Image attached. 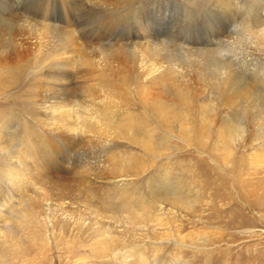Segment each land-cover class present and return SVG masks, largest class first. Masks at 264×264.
<instances>
[{
  "label": "rangeland",
  "instance_id": "374dc122",
  "mask_svg": "<svg viewBox=\"0 0 264 264\" xmlns=\"http://www.w3.org/2000/svg\"><path fill=\"white\" fill-rule=\"evenodd\" d=\"M15 1L14 9L19 15L24 4L26 7L31 2ZM85 1L75 0L69 6L72 10L79 3L75 25L81 24L79 29L84 31L105 23L109 28H98L104 35L107 32L103 35L105 43H109L108 38L135 34L133 17L153 13L149 14L150 20L157 24L154 29L162 37L166 36L160 27H168L172 32L168 22L171 27L183 23L182 34H174L172 42L167 38L170 35L160 41L161 45L165 43L160 51L163 55L156 52L153 54L156 58L167 59L168 53L179 51L174 50V44L190 45V38L195 46L203 41L200 45L210 46L213 33L227 29L220 38L218 52H212H216L223 64L236 67L233 69L239 74L236 84L242 85L248 77L236 71L245 72L254 62L264 72V62L260 60L258 64V58L247 62V53H260L255 42L260 36L244 31L242 26L239 28V19L249 8L262 15L253 25L263 23L260 27H264V0H240L238 5L222 8L221 18L226 16L232 21L223 19L218 24L214 9L208 11L217 0H107V5L105 1L100 5V0ZM53 7L48 17L64 20L70 12L63 11V4ZM14 16L7 17L14 22L0 20V29L5 32L0 36V118L14 124V134L4 137L11 140L5 145L21 146L29 138L39 137L51 142L48 152L41 148L39 151L46 157L50 178L56 179L58 186L54 189L49 179L44 188L53 190L55 199L59 194L64 197L61 201L53 200L50 206L40 207L41 188L29 191V199L24 196L12 213L18 215L17 210L24 207L26 200L34 201L40 213L29 228L20 229L17 218L11 215L3 223L12 226L15 239L7 242L5 230L0 227V264H264V216L244 204L250 200L264 203L260 193L254 192L248 200L244 193L251 194L253 185L264 178V137L251 126L264 107L262 79L258 76H253V81L251 77L247 79L252 90H257L255 95H247L248 107L245 106L246 113L241 118L237 101L226 102L222 93L211 94L198 83H190L184 102L176 100L161 83L145 82L147 75L141 72L140 62L130 63L129 53H120L111 60L112 51L95 49L96 40H93V47L84 50L77 45L72 52L68 65L75 76L56 93L60 87L37 83L39 51L21 52L11 61L14 65L7 62L11 33L18 43L23 38L24 45H30L27 37L34 38L37 33L34 27L20 21L22 17ZM120 23L123 25L116 29V36L115 28ZM222 38L227 40V45ZM99 62L107 63V67H98ZM4 63L15 69V76H9L2 66ZM186 64L196 68L199 65L193 60ZM215 73L206 75L215 80ZM105 77L113 79L114 89L105 83ZM66 79L69 78L62 80ZM148 99L164 105L170 113L166 121L155 115ZM85 103L100 112H112V118L104 119L103 115L98 120L86 118L81 108ZM189 103V108L184 110ZM255 103L261 104L258 107L261 110L254 114L251 111ZM185 113L187 119H183ZM79 114L81 117L76 120ZM241 121L245 130L241 139L232 136L234 152L227 158L220 134L227 130L226 124L237 125ZM83 124L89 125L91 131L80 133L77 127ZM69 125H75L78 134L64 130ZM4 160L0 149L1 183L7 178L8 166ZM259 162L263 164L258 165ZM171 191L183 193L187 207L173 204V196L177 195ZM121 201L128 206H120ZM234 204L245 206L241 215L238 216Z\"/></svg>",
  "mask_w": 264,
  "mask_h": 264
},
{
  "label": "bare ground",
  "instance_id": "6f19581e",
  "mask_svg": "<svg viewBox=\"0 0 264 264\" xmlns=\"http://www.w3.org/2000/svg\"><path fill=\"white\" fill-rule=\"evenodd\" d=\"M3 1L4 2L0 1V20L1 21L4 20L7 22L12 19V18H7L8 16L18 15L22 17L23 19V20L20 19V21L34 27L37 31L34 38L29 37V36L27 37L26 40L27 42H29L30 45H24L25 42L23 38H22V41H19L18 43L14 37V33H11V35L8 36L11 52L9 53L8 57H6L7 62L12 63L11 61L15 57L20 55L21 52L30 53L31 50L39 51V55H40V67L39 68L40 69H39L38 74L40 77L37 75V83L39 84L44 83V84H47L48 86L60 87V89L56 90V93L59 90L66 87L67 84L65 86L64 83H70V81L75 76V72H73V68H70V66L68 65L69 58H71L73 55L72 52L76 49L77 45L83 46L84 50L93 47L94 46L93 40H96L95 49L97 50L99 49L102 52H104L106 49H109L112 51L110 54L111 60H115L120 53L121 54H123V52L129 53L128 54L129 62L133 64H137L138 62H140L141 65H139V67H140L141 72L147 75V78L144 81L147 83H161L160 85H163L168 95H173L176 100L180 102H184L186 100L185 92H187V90L190 89L189 88L191 86L190 83H193V82L198 83L204 88V90L208 89L207 91L211 94L218 93V92L222 93L226 102H231L233 100L234 102L237 101L238 107H239V109H237L238 113L243 114L241 118L245 116L244 115L246 113L245 106L248 107L245 103L247 95H249L250 93L254 94V92H256L255 90H257V89L252 90V88L249 85L250 81L248 80L251 77V81H253L254 80L253 76H258L260 79L263 80V83H264L263 69H259L257 64H255L254 62L255 59L257 58L259 59V61L257 60L258 64L260 60L264 62V27L262 28L260 27L263 25V23H259L255 26L253 25L259 22L262 16L258 14L257 10L253 8H249L247 9V11H245V13H243L242 11L243 6L241 7V11L243 14L241 18L239 19L241 22L239 25V28L240 26H242V28H244V31H253L255 33H258L260 38H258V41H255V42L258 45L260 53L258 54H255V53L248 54L247 53V55L249 56V60L247 62L248 63L254 62V64L249 65V68L246 67L247 71L245 72L240 71V70L236 71L238 73H242L245 78L248 76L247 77L248 80L243 79L242 85L240 84L237 85L236 83H239L238 82L239 74L234 73V70H233L236 67L232 68L230 64H227V65L223 64V62L217 58L215 54L216 52L215 53L212 52L214 50L216 51L218 50V44H219L220 38L222 35H225L228 32L227 29L218 31L216 35H214L213 33L212 37L214 38V40L211 38L213 42L211 43L210 46L200 45V44H203L204 41L201 43L196 42L198 46H195V43L190 38V41H188L189 43H191L190 45L186 43H185L186 45L185 44H181V45L174 44L175 46L174 50L176 49L179 51H173L176 54L171 51L172 54L168 53L167 59H165L166 56L161 57L160 59V58H156L153 55L156 52H159L161 53V55H163V53L160 51L164 50L162 46L165 43L163 41L162 44L163 43L164 44L161 45L160 41L164 40V38L170 35V37H167V38L169 39V42H172L173 39L175 38L174 34H178L182 31L183 23L180 24V22L178 23L177 20L172 19L171 17L169 18H171L176 24L178 23V25L175 26L173 24V26L171 27L170 23L168 22V26H170V28L172 29V32L168 30V27L167 29L166 27H163V28L160 27L161 33L165 31L163 34L166 37H162L159 31L154 29L155 27H157V24L152 23L150 20L151 18L150 16L153 15V13H148V14L145 13L141 16L136 15L133 17V20H131L132 27L135 28V34H132L131 36L129 35L124 36V34H122L121 36H117L118 33H116V29L122 27L121 25H123L122 23H120V24H117L115 28V33L117 37L115 39L113 38L109 39L107 37L109 43H105L106 40L103 39L104 34L101 33L102 31H99V29L104 30L107 27L109 28V26H107L105 23L104 25L103 24L101 25V22H100L99 26H96V27H93L91 29H87L84 31H81L79 29V26L81 24H79V26L76 27L77 25H75L76 23L75 20L78 16L76 15L77 13L76 9L79 3L77 6H74L72 10L69 9L70 8L69 6L72 5L75 0H30L31 2L29 3L27 2L28 4L26 3L27 4L26 7L24 4L23 10L21 9L20 11L21 12L20 15L18 13L19 11L16 12L15 10L16 8L14 9L15 3H16L15 0H3ZM82 1L83 0H81V2ZM104 1L106 3L107 0H100V5H104L105 3H101ZM239 1L240 0H217L215 3H213L209 7L210 9L208 11H211L214 9V12L216 14L214 15L216 24H218V22L221 23L223 19L229 21L228 17L226 16L224 18H221V10L222 8H231L233 5H238ZM59 4H63V7L65 9L63 10L64 12L70 11L68 14H65L66 18L64 20H58V19H55V17L53 16L48 17L47 15H48L49 10L53 6L59 7ZM83 5L85 6V4ZM89 6H92V2L89 3ZM56 7H53V8H56ZM235 7H236V10L239 11V7L238 6H235ZM207 18H209V16ZM115 20L121 22V20L117 18H115ZM231 21L232 19L229 21V23H231ZM11 22H14V20H11ZM60 24H64V26ZM174 27L178 28L177 31L175 30L176 28L174 29ZM0 31H2L0 32V36H3L5 32H3V30L1 29ZM172 34L173 36H171ZM58 36H64V37L58 38ZM111 36H115V35L111 34ZM248 36L250 35L248 34ZM182 39L180 40L182 41ZM226 39L222 38L223 43L225 45H227ZM128 40H132V41H128ZM85 42H87V44ZM165 46H170V45H165ZM191 60L195 61V64H199L197 68L193 66L192 67L187 66L186 63L190 62ZM2 66L6 68L7 71L10 73L9 76H15L14 75L15 69L12 66L7 65L5 63ZM97 66L100 68H106L107 63L99 62L97 63ZM133 67H136V66H133ZM214 72H216L215 73L216 79L212 80L211 77H209V75L212 73L214 74ZM206 74H209V75H206ZM102 75L104 76V70H102ZM63 77L69 78V79L62 80ZM104 81L105 83H109L110 89L115 88L113 84L115 82L113 81L112 78L105 77ZM124 82H126V77H125ZM54 98H55V95L51 97V99H54ZM148 100H149V103H151L153 107L155 115L160 120L166 121L170 113L168 114V112L165 110L164 105L161 102H158L157 100H150V99ZM189 105L190 103L187 105L185 104L184 110H187V108H189ZM260 106L261 104L255 103V109L252 110L251 112H253L254 114L257 113L258 111L261 110L260 108H258ZM81 108H82V115H84L86 118L91 116L90 119L94 117V118H97L98 120L100 115H103L104 119L110 120L112 118V112H106V113L100 112L97 108L92 107L91 104L85 103V105L81 106ZM261 111L264 113V107L262 108ZM261 111L259 112L260 114L259 116L257 114L256 121L251 122V126L253 127V130L257 134L260 133L264 137V116H262ZM1 114L5 116L6 112H2ZM62 116H65V115H62ZM80 117L81 115L79 114L77 115L75 119L77 120ZM187 118H188V113H185V116L183 117V119H187ZM83 123H87V122L83 121ZM13 126L14 124H10L7 121V119L0 118V149L3 150V155L5 158L4 162L8 166L5 171L7 178L6 180L5 179L1 180L2 183L0 182V227L2 226V229L5 230L4 236L7 238V242H13L15 239L12 226L10 225L6 227V225H3V223L6 220L10 219V215L17 218V225L21 229L22 227L29 228L31 226L30 224L34 222V220L40 213V211H36L35 202L34 201L31 202L30 200H26V202L24 203V207L20 210H17V212H19L18 215H15L14 213H12V211L16 210L17 205L20 204L24 196L25 197L29 196L28 199L30 198V193L28 194L29 191L31 192H34L35 190L40 191L39 188H41V191H40L41 199H39L41 201L40 207L44 205L50 206L53 200L61 201L63 200V197H64L62 194H59V195H56L57 197L55 199L53 198V195L55 192L53 190L45 191V188H44L48 185L49 179L52 181L54 189H56L58 186L57 180L50 178L51 171L49 170L47 162L44 161L46 157L44 156V154H41L42 153L41 151H39V149L41 148L40 150L48 152L49 149H51V146H50L51 142L50 143L47 141L45 142L44 140L45 138L43 139L39 137L33 140L29 138L25 142L26 144L25 143H24L25 145L21 144V146L19 143H14L12 146L5 145L9 143L11 140H9L8 138L4 139V137L5 136L8 137L14 134ZM244 127L245 126L242 125V121L238 123L237 125L229 123V126L228 124L225 125V128L227 130L223 134L222 133L220 134V138H221L220 142L225 143L224 147L227 152V158L231 157V155H233V152H234V143L232 140V136L233 137L237 136L241 139V136L243 135V132L245 130ZM77 128H79L80 133L91 131V129H89V125L87 124H83L81 127H77ZM64 130H67L68 133L76 132L78 134L75 125L66 126ZM26 131L29 132L28 130ZM31 133H32V130H31ZM49 133H50V130H49ZM224 134H226L227 137L224 136ZM226 140H228V142H225ZM9 146L11 148L8 150ZM262 164L263 163L259 162L258 165H262ZM48 176L49 178H47ZM92 190L93 189L91 188V191ZM258 191H262V192H258ZM254 192H255V195L260 193V195L264 196V178H262L261 180H258V182L255 185H253L251 194H248L249 192H244L245 196L248 197L246 200L250 199L251 196H254L253 195ZM170 193L177 195L176 197L173 196L174 201H175L174 202L172 200L173 204H176L179 207L186 205L185 207H187V202H186L187 200L184 196H182L183 193H179L176 191L175 192L171 191ZM228 198H230V196ZM251 201L252 200H250V202L246 201V203H244L246 208L249 210L255 208L256 210L261 212L262 215L264 216V212H262L264 209V203L262 204L251 203ZM121 202L122 203L120 206H122L123 208L125 206H128L127 203L123 201ZM95 203L100 205L101 201H97ZM235 206L237 207L236 209L237 212H239L238 216L241 215L242 211H244L245 209V206L242 204H234V207ZM16 242H20V240H16Z\"/></svg>",
  "mask_w": 264,
  "mask_h": 264
}]
</instances>
